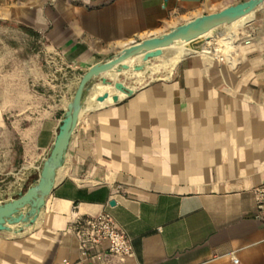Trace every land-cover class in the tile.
<instances>
[{"label": "crops", "instance_id": "crops-1", "mask_svg": "<svg viewBox=\"0 0 264 264\" xmlns=\"http://www.w3.org/2000/svg\"><path fill=\"white\" fill-rule=\"evenodd\" d=\"M242 1L0 0V145L5 130L21 141L18 194L38 182L81 69ZM240 17L247 34L223 50L118 100L86 98L37 218L0 230V264H264V3ZM102 212L131 239L124 260L82 254L75 224Z\"/></svg>", "mask_w": 264, "mask_h": 264}, {"label": "water", "instance_id": "water-1", "mask_svg": "<svg viewBox=\"0 0 264 264\" xmlns=\"http://www.w3.org/2000/svg\"><path fill=\"white\" fill-rule=\"evenodd\" d=\"M264 0H244L231 4L225 8L199 15L187 22L179 24L170 31L160 35L152 36L123 48L118 54L107 61H102L91 66L82 76L79 86L72 101L68 104L59 131L56 136L53 148L44 162L38 182L30 186L26 191L13 200L0 202V230L10 229L16 223H32L44 206L47 196L54 188L57 173L63 167L71 143L72 135L78 125L80 116L86 108V98L94 88V83L101 77L104 85H112L105 76L113 71L122 72L130 69L124 61L128 58L144 53L143 60L150 59L164 54V47L181 41L183 38L197 39L196 42L204 41V35L221 25L230 22L233 18L247 10H256ZM144 64L135 67L136 70H143ZM116 89L126 94L132 93L123 82L113 84ZM108 97V94L101 96V99ZM118 100L120 96H113Z\"/></svg>", "mask_w": 264, "mask_h": 264}, {"label": "rangeland", "instance_id": "rangeland-1", "mask_svg": "<svg viewBox=\"0 0 264 264\" xmlns=\"http://www.w3.org/2000/svg\"><path fill=\"white\" fill-rule=\"evenodd\" d=\"M226 6L227 5H224L218 10L223 9ZM235 22L244 26L243 22L241 21V17H240L239 19L233 22L226 23L215 29H212L210 31L211 39L217 38L220 34L224 33V30L227 25L233 24ZM248 25H247V28H248ZM212 33L213 35H211ZM240 38H242V36ZM205 41L206 40L201 41V42H195V46L201 47ZM198 50L199 49H194L192 52H196ZM169 54H170V51H166L165 54L150 59L149 65H151L150 67L152 68H149L145 72L139 73V72L129 71V72H121V73L115 74L117 72L113 71L115 75H113V73H108L105 76L107 77L108 81L112 82V85L115 84V82H123L125 86L128 87V89H136L152 80H156V79L167 76L169 71H171L170 68L169 69L163 68L162 70L161 69L155 70V68L162 65L166 60H168L170 58L168 56ZM80 73H81L80 77H82L83 74L85 73V70L81 69ZM101 84H103V81L101 77H99L97 81L94 83V88L91 90L92 92H90L89 95L92 97L96 96V93L100 89L99 86ZM110 90L111 89H109V91ZM112 93L110 92L108 93V95ZM1 136L4 137V140H2L3 143L0 145V149H1L0 150V200H3L5 198H10L12 196L19 195L18 192L24 180H23L22 165H21L22 159L19 157L21 154L20 149H19V146L21 144L20 139L13 138V141L10 143L9 138H8L9 134L7 130H5L4 132L2 131ZM26 190L27 188L24 189L23 191H26Z\"/></svg>", "mask_w": 264, "mask_h": 264}, {"label": "built area", "instance_id": "built-area-1", "mask_svg": "<svg viewBox=\"0 0 264 264\" xmlns=\"http://www.w3.org/2000/svg\"><path fill=\"white\" fill-rule=\"evenodd\" d=\"M257 209L258 216L264 218V185L258 189ZM75 231L81 238L82 254L87 258L104 261L109 255H115L124 260L133 254L129 235L109 213L80 218ZM104 242L108 243L106 248L102 246Z\"/></svg>", "mask_w": 264, "mask_h": 264}, {"label": "bare ground", "instance_id": "bare-ground-1", "mask_svg": "<svg viewBox=\"0 0 264 264\" xmlns=\"http://www.w3.org/2000/svg\"><path fill=\"white\" fill-rule=\"evenodd\" d=\"M250 10H247L245 12H242L240 15H238L237 17L233 18L230 22H233L237 19L240 18V16H242L244 13L248 12ZM228 22V23H230ZM245 34H247V31L245 29H242L239 27V24L237 22L227 25L224 33L220 34L215 40H211L210 39V31L208 33H206L204 35V37L206 38L205 42L203 43V45L201 47L195 46V42L197 41V39H188V38H183L181 39V41H176L174 43H171L170 45L164 47V54L166 53V51H170V54L168 55L170 58L168 60H166L162 65L158 66L155 68V70H162L163 68H170V70H173L177 63L184 58L187 54L191 53L194 49H199L201 51H206V52H211V53H215L218 50H223V48L231 45L233 42H235L236 40H238L241 36H244ZM213 35V33L211 34ZM208 42V43H207ZM143 56L144 53H140L136 56H133L131 58H128L124 61V64H128L130 66V69L128 70H124L122 72H145L146 70H148L151 65L150 61H144L143 60ZM167 59V58H166ZM139 64H144L145 68L143 70H136L135 67ZM154 68V67H153ZM121 73V72H118ZM170 72V71H169ZM99 90L97 92V95L92 97L90 100H96V104H98V102H102L104 100H113L114 97L109 98V99H101L100 96L102 94H100L101 92H105L107 91L108 93H112L114 92V95L118 94H126L125 92H123L122 90H118L115 88L114 85H104L101 84L99 86ZM113 88V89H112ZM109 89H111L109 91ZM99 98V99H98ZM98 99V101H97ZM100 104V103H99ZM87 108V106H86ZM86 108L84 110H86ZM83 110V112H84ZM82 112V113H83Z\"/></svg>", "mask_w": 264, "mask_h": 264}]
</instances>
